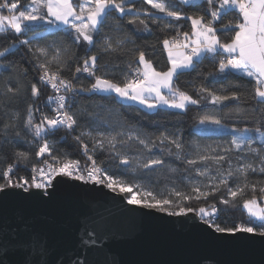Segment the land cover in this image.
I'll list each match as a JSON object with an SVG mask.
<instances>
[{
    "label": "snow or ice",
    "instance_id": "obj_1",
    "mask_svg": "<svg viewBox=\"0 0 264 264\" xmlns=\"http://www.w3.org/2000/svg\"><path fill=\"white\" fill-rule=\"evenodd\" d=\"M151 9L161 13L164 17L171 18L174 21L187 20L191 22V33L179 32L172 39H163V47L168 54V63L170 67L166 71H158L154 68L151 60L146 59L144 51H139L138 65L128 75L125 76L124 82L121 84L106 76L96 74L98 57L92 55L83 61V66L75 68L72 78H64L62 73L65 68H70L66 62L65 55L69 51L68 48L63 50L57 49L56 54L49 58L48 47H32V38L19 39L21 36H26L28 32L34 31L31 27L36 24H47L51 28H59L65 26L71 29L73 35L72 44L76 46L88 45L90 50L92 46L100 44L104 52H115L123 48L125 40L113 41L112 37L105 34L101 40L97 37L101 34L105 22L109 19L116 20L123 17L125 13L136 12L139 15L143 12L144 16L151 18L153 21L159 20L160 17L143 9H135L127 7L126 0H84L83 3L75 4L73 0H30V3L22 10L20 0H2L0 2V33L11 31L15 34L19 45L27 46L28 51L33 54L36 59V67L40 71V81L51 87L54 96L48 97L49 104L56 105L52 111L53 116L43 115L39 122H35L33 118L34 108L29 106L28 117L25 122V128L32 133L36 141L44 139L48 134L53 133L60 127H64L69 131H73L78 121L74 113L70 109V96L64 93H75L77 91L86 92H103L114 93L116 97L124 100L135 101L148 109H155L158 106H166L170 109L184 111L187 105H197L198 99H193L185 91H181L174 86V80L185 70L192 69L197 61L202 57L219 56V67L215 72L209 73L212 75L238 74L241 78H246L248 81H254V94L246 97L244 94L233 91L231 94H217L212 90L204 87L199 89V93L206 94L210 98L209 102L213 105H222L226 101H241L251 98L258 105H264V0H202V4H206L207 8L202 14L184 15L181 11L176 10V6L165 2V0H144ZM183 5L197 4L198 0H180ZM6 10L7 14H3ZM233 15V19L227 23H222L218 29L216 24L221 22L223 17ZM129 24H134L135 20H129ZM141 24H145L144 20H140ZM165 28L173 27V25L164 22ZM120 25L117 23L115 29L119 30ZM145 32L148 31L145 24ZM234 33V34H233ZM221 34H229L230 41L221 39ZM16 43L12 46L15 47ZM9 51L5 47L0 50V57H4ZM226 54V55H225ZM74 55V54H73ZM43 58V59H41ZM55 64V70H52V65ZM87 73L88 76L94 78V83L90 87L75 88L73 80L77 78L78 73ZM238 87V86H237ZM162 90L166 92L162 93ZM20 94L19 85L12 87L5 85V97L9 100L14 99ZM31 95L33 99L39 98L38 87L33 84L31 87ZM235 115L251 116L257 119V126L254 128H244L240 137H234L227 148L222 151L225 155H210L215 153L216 149L210 146L201 149L199 145L197 149V159L188 160L189 165H196L199 162L211 161L218 167L224 162H229V169L226 173H222L219 177V184L210 186L208 191H201L199 187H193L191 194H184L179 191H173L172 195L186 202L192 199L207 200L209 196L214 195L219 191L221 185L227 186L228 180L239 174L243 178V183L238 184L235 188H228V199L221 198L220 203L226 207L231 205L236 206L237 197H243L245 190L250 189L253 192L252 198H244L242 207L248 215V223H238L232 227L221 226L216 223V219L221 212L216 205L199 207L193 209L187 207L186 204H176L172 199L157 198L151 191H133V186L127 185L119 178L110 176L97 164L93 155L86 143L81 140V137L91 136V133L81 132L80 136L75 137L81 142L84 155L91 164L81 168L80 162L68 157H60L53 154L51 146L45 142L39 147L35 155L38 158H43L42 166L31 168L32 177L29 181L25 177H19L17 182H13L11 173L15 168V163L9 165L3 171L4 183H0V192L8 188L22 189L25 193L34 194L30 190H44L43 194L47 193V189L53 187V181L57 177L81 181L83 183H93L103 185L113 193L125 194V202L136 208L166 212L168 216H186L189 213H194L199 219L206 224L207 228L212 229L216 234L223 235H243L252 234L264 237V206L258 203V198L255 192L260 193L259 200H264V184L249 183L248 174L257 170L264 173V108L258 111L256 108L242 109L237 107ZM19 114L16 113L13 119H18ZM199 123H211L218 127H222L220 120L212 117H204ZM15 127L14 124H6L5 128ZM233 133L237 129H231ZM255 133L259 138L260 147H253L257 141L252 137H243V133ZM17 132V136H19ZM101 138L95 140L93 151L96 148H103L105 142L115 148L116 136H104L98 134ZM117 135H123L118 133ZM136 139L145 148L151 151V147L144 139L139 136L128 135V140ZM161 144L167 141L177 149V158L183 150L178 137L172 138L161 134L158 137ZM32 143V141H29ZM155 142L152 143V147ZM235 150L238 153L252 155L258 163H247L232 170L230 164L229 153ZM47 154V155H45ZM17 162L27 160L28 155L24 152L16 153ZM120 163L123 165L130 164L127 157H122ZM163 160L151 159L143 164V168L151 169L153 166L162 165ZM205 171L197 172V175L204 176ZM39 176V180L37 179ZM58 180L57 182H63ZM139 188V186H136ZM41 195V193H35ZM178 209V210H177ZM253 222H259L258 225Z\"/></svg>",
    "mask_w": 264,
    "mask_h": 264
},
{
    "label": "trees",
    "instance_id": "obj_2",
    "mask_svg": "<svg viewBox=\"0 0 264 264\" xmlns=\"http://www.w3.org/2000/svg\"><path fill=\"white\" fill-rule=\"evenodd\" d=\"M26 2L28 0H20L21 9L26 6ZM165 2L175 5L176 10L181 11L184 15L202 14L207 8V5L202 3L183 5L178 0H165ZM74 3L76 2L74 1ZM126 6L143 9L160 19L153 21L144 16L143 12H140L139 15L136 12L125 13L123 17L114 13L113 15L118 19L107 20L97 39L102 42L103 36L108 34L113 41L125 40L123 48L119 51L104 52L100 44H96L86 51L88 45L76 46L72 44L74 34H71V29L67 27L51 28L47 24L32 25L34 31L28 32L26 36H21L19 39L32 38L33 48L48 47L49 58L56 54L57 49L68 48L69 51L65 55V59L70 68H65L62 73L63 77L68 79L72 78L76 67L83 66L85 58L96 55L98 57L96 74L122 84L125 76L137 67L139 51L145 52L146 59L151 60L156 70L166 71L170 64L163 47V39H172L176 36L177 31L191 33V22L187 20L174 21L164 17L155 9H151L148 4L144 3V0H126ZM233 15L235 14L223 17L216 27L219 29L222 23L233 19ZM141 19L147 25V32L144 30L145 24L140 23ZM129 20H135V23L129 24ZM165 21L173 27L165 28ZM117 23L120 25L119 30L115 29ZM221 39L230 41V35L221 34ZM16 40L15 34L11 31L0 33V50L5 47L9 48L5 56L0 57V183H3V171L14 163V176L30 175L31 168L37 167L43 160V158H38L35 153L45 140L51 146L54 155L85 163L87 157L84 155L81 142L75 139L83 131L91 133V136L81 137V140L87 144L90 154L93 155L97 164L106 174L133 186L134 192L151 191L157 198L172 199L176 204L183 203L193 209L202 206L208 208L209 205L214 204L221 209L216 219V223L221 226L232 227L238 223H248L249 218L242 203L244 198H252L254 195L250 189L245 190L243 197H237L235 207L231 205L226 207L220 203L221 198H229L227 192L229 187L235 188L238 184L243 183V178L239 174L230 178L227 186L221 185L219 191L209 196L207 200L201 198L183 202L172 193L179 191L194 196L195 194L192 193L194 186L199 187L201 191H208L210 186L218 185L220 175L229 169V162H224L219 167L211 161H198L196 165H189L188 160L197 159L196 146L199 145L201 149L208 146L215 148L216 152L208 153L210 155H225L222 149L229 147L234 137H240L244 128L257 126L255 117L235 115L236 108L250 109L254 107L257 111L264 108V105L256 104L251 98L239 102L226 101L222 105H213L209 102L210 98L206 94L199 93V89L204 87L217 94H231L236 91L248 97L250 94H254V81L241 78L238 74L210 76L209 73L218 69L220 57L206 56L197 61L192 69L185 70L174 80L175 87L187 92L193 99L199 100L197 105H187L186 109L181 112L165 108L147 111L136 104L123 103L113 94L77 91L69 109L75 114L78 121L74 130L69 131L60 127L44 139L36 141L32 133L24 126L28 117V108L30 105L33 106L35 122H39L43 115L51 116L47 104L49 95L40 81L41 70L36 67V59L28 51L27 46L19 45ZM14 43H16L15 47L12 46ZM55 68L56 65L53 64L52 70ZM76 76L77 78L73 82L77 89L90 87L91 83H94V78L84 73H78ZM6 84L12 87L19 85L20 94L14 99H7L4 95ZM33 84L38 87L40 93L39 98L35 100L31 95ZM16 113L19 114V117L14 120L13 117ZM204 117L219 119L222 127L211 123L201 125L199 121ZM6 124H14L15 127L6 129ZM233 128L237 129V132L233 133L231 131ZM17 132H19V136H17ZM100 133L106 137L115 135V148L105 142L102 149L96 148L93 151L95 140L101 138L98 135ZM118 133L123 135H117ZM129 133L147 141L151 151L136 139L128 140ZM162 133L172 138H179L183 145L179 158H177V149L174 145L168 144L167 141L164 144L160 143L158 137ZM248 136H252L257 141L253 147L261 146L255 133H243L244 138ZM153 142H155L154 147H152ZM17 152L26 153L28 159L17 162ZM228 155L233 171L247 163H258V160L250 154L246 155L233 150ZM122 157H127L130 164H121ZM151 159H161L163 164L153 166L151 169L143 168V164ZM199 171H205L207 174L197 175ZM248 177L250 184H264V173L258 170L250 172ZM124 195L126 196L128 193ZM255 196L258 198V203L264 206L263 200H259L258 190L255 192ZM253 223L258 225L259 222Z\"/></svg>",
    "mask_w": 264,
    "mask_h": 264
},
{
    "label": "water",
    "instance_id": "obj_3",
    "mask_svg": "<svg viewBox=\"0 0 264 264\" xmlns=\"http://www.w3.org/2000/svg\"><path fill=\"white\" fill-rule=\"evenodd\" d=\"M62 179L46 194L0 192V264H264V237L216 234L194 213L136 208Z\"/></svg>",
    "mask_w": 264,
    "mask_h": 264
},
{
    "label": "built area",
    "instance_id": "obj_4",
    "mask_svg": "<svg viewBox=\"0 0 264 264\" xmlns=\"http://www.w3.org/2000/svg\"><path fill=\"white\" fill-rule=\"evenodd\" d=\"M81 73H83V72H81ZM84 74L87 75V73H84ZM41 83H42V82H41ZM42 84H43V83H42ZM73 85H74V87L76 88V85H75L74 82H73ZM43 86H44L45 89L47 90L49 96H54V95H56V94L53 92V90L51 89L50 86L45 85V84H43ZM75 93H76V92H75ZM75 93H70V94H68V93H64V92H62V94H66V95H69V96H70V100H69V104H70V105H71V103H72V99H73V97L75 96ZM47 104H48V106H49V108H50L51 116L55 115V113L52 111V109L55 108L56 105H55L54 103L49 104V102H47ZM79 162H80V161H79ZM89 164H91V161H88V160H86L85 163H81V162H80L81 168H83L85 165H89ZM40 166H42V162H41V164L38 165L37 167H40ZM10 175H11V178H12L13 182H17V180H18L19 177H25L26 179H28V180L30 181V180H31V177H32V172H31V174L28 175V176H25V175L14 176L13 173H11ZM37 179L39 180V176H37ZM4 182H5V181H4V179H3V183H4Z\"/></svg>",
    "mask_w": 264,
    "mask_h": 264
},
{
    "label": "rangeland",
    "instance_id": "obj_5",
    "mask_svg": "<svg viewBox=\"0 0 264 264\" xmlns=\"http://www.w3.org/2000/svg\"><path fill=\"white\" fill-rule=\"evenodd\" d=\"M27 5H28V2H26V6H27ZM26 6H25V7H26ZM25 7H24V8H25ZM3 14H5V13H3ZM100 93H103V92H100ZM162 93H163V90H162ZM104 94H114V93H104ZM115 96H116V95H115ZM117 98H118V97H117ZM118 100L121 101V102H123V103L136 104V105L142 107L143 109H145V110H147V111H153V110H156L157 108H165V109H168V110L180 111V110H176V109H170V108H167L166 106H163V107L158 106L157 108H155V109H151V110H150V109L144 107L143 105L138 104V103L135 102V101H129V100H124V99H120V98H118ZM180 112H181V111H180ZM263 202H264V200H263Z\"/></svg>",
    "mask_w": 264,
    "mask_h": 264
},
{
    "label": "crops",
    "instance_id": "obj_6",
    "mask_svg": "<svg viewBox=\"0 0 264 264\" xmlns=\"http://www.w3.org/2000/svg\"><path fill=\"white\" fill-rule=\"evenodd\" d=\"M74 1L76 2L75 4H79V3H83L84 2V0H80V1H76V0H73V3H74ZM179 2H180V0H178ZM1 2H2V0H1ZM30 3V0H28V4ZM198 3H202V0H198ZM197 3V4H198ZM24 9V8H23ZM22 9V10H23ZM3 13H5V14H7L6 13V10L3 12ZM62 27H65V26H61V27H59V28H62ZM166 53H167V51H166ZM226 55V54H225ZM167 56H168V54H167ZM163 92H166V90H163ZM114 96H115V94H113ZM116 97V96H115ZM117 98V97H116ZM118 99V98H117Z\"/></svg>",
    "mask_w": 264,
    "mask_h": 264
}]
</instances>
